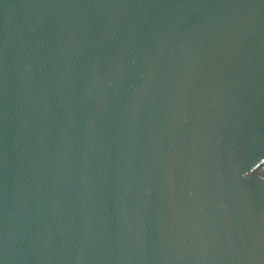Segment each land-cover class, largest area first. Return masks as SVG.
I'll return each mask as SVG.
<instances>
[{"label":"water","instance_id":"obj_1","mask_svg":"<svg viewBox=\"0 0 264 264\" xmlns=\"http://www.w3.org/2000/svg\"><path fill=\"white\" fill-rule=\"evenodd\" d=\"M0 264H264V0H0Z\"/></svg>","mask_w":264,"mask_h":264}]
</instances>
